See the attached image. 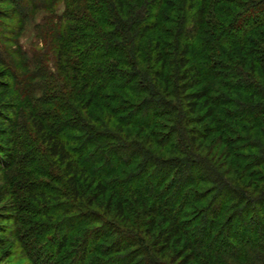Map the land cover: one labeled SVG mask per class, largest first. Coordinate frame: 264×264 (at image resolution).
<instances>
[{
    "label": "trees",
    "instance_id": "obj_1",
    "mask_svg": "<svg viewBox=\"0 0 264 264\" xmlns=\"http://www.w3.org/2000/svg\"><path fill=\"white\" fill-rule=\"evenodd\" d=\"M0 4L17 35L43 15L29 51L0 47V171L29 144L58 190H21L74 224L28 257L264 264V0Z\"/></svg>",
    "mask_w": 264,
    "mask_h": 264
},
{
    "label": "rangeland",
    "instance_id": "obj_2",
    "mask_svg": "<svg viewBox=\"0 0 264 264\" xmlns=\"http://www.w3.org/2000/svg\"><path fill=\"white\" fill-rule=\"evenodd\" d=\"M59 8V12L61 13L63 6H59ZM10 9L11 6L0 4V47L2 50H11L13 49L12 47L16 45H23V49L29 51L28 48L33 45L36 39L34 27L37 23H40L43 15L36 14L37 17L34 22L30 23L17 35L18 31L15 29V26H13L15 22L9 18L11 14ZM13 30L15 34L11 35L10 33ZM42 48L43 46L39 45L38 49L40 50ZM5 70L7 69L0 64V74ZM5 73L9 75L7 72ZM6 81L8 83L12 82L9 79ZM29 146L30 145L26 143H24L23 146L21 145L17 153V164L10 169L5 170L3 168L0 171V191L4 187H9V191L11 189L13 193V186L15 184L20 187L15 194V198L7 200L0 206V214H4L2 207L8 208L13 206L12 202L16 199L17 204H22L23 206V208L21 207L23 209L21 216H23L24 219L23 224L18 225L14 217L10 216L11 212H8L9 215L7 216L0 217V264H36L38 260L34 257H28V255H40L43 245H47L41 244L40 237L45 236L44 239L49 238L45 232L46 229H42L41 226H47V232H54V229H57V240H60L65 234L69 233L70 229L74 226L73 222L72 224H65V218L62 217L59 210L61 206L59 202L42 206L31 200H27V193L25 190H21L24 182H28V184L26 183V186L29 187L28 189H46L52 192L58 190L55 182H49L42 174H38L37 171H40L44 167L41 161L35 159L39 152L36 150L30 151L31 146ZM33 167H36V170H33ZM44 213L52 215L51 217L55 218V220L49 222L44 216ZM60 220L64 222L60 223ZM71 243L74 244L73 241H71ZM48 248V253L52 255L56 248V242L51 244Z\"/></svg>",
    "mask_w": 264,
    "mask_h": 264
}]
</instances>
